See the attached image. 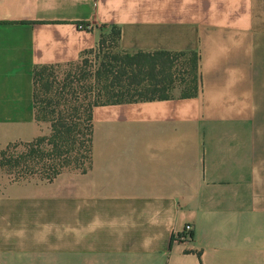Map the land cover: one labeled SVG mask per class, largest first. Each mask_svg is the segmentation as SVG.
I'll use <instances>...</instances> for the list:
<instances>
[{"label": "crops", "instance_id": "1", "mask_svg": "<svg viewBox=\"0 0 264 264\" xmlns=\"http://www.w3.org/2000/svg\"><path fill=\"white\" fill-rule=\"evenodd\" d=\"M103 27L196 53L198 93L94 108L86 174L0 170V264H264V0H0V152L41 134L33 71Z\"/></svg>", "mask_w": 264, "mask_h": 264}, {"label": "trees", "instance_id": "2", "mask_svg": "<svg viewBox=\"0 0 264 264\" xmlns=\"http://www.w3.org/2000/svg\"><path fill=\"white\" fill-rule=\"evenodd\" d=\"M103 28L112 31L114 51L99 57L98 65L88 72L58 77L64 66L33 71L34 120L47 124L48 134L29 143L10 144L0 152V169L14 181L51 182L63 172L86 174L91 168L92 111L96 107L169 100L175 90L184 99L197 95L196 53L121 52L119 29ZM105 38L102 34L97 47L82 57L103 53ZM188 57L184 77L175 62Z\"/></svg>", "mask_w": 264, "mask_h": 264}, {"label": "rangeland", "instance_id": "3", "mask_svg": "<svg viewBox=\"0 0 264 264\" xmlns=\"http://www.w3.org/2000/svg\"><path fill=\"white\" fill-rule=\"evenodd\" d=\"M104 36L106 37V44L104 45L103 53L101 52L98 56L97 52H93L86 56L80 58L77 62H75L71 66H64L59 69L60 73L58 77H63L65 74H78L80 71L88 72L90 69L96 67L99 63V57L106 55L109 52L114 51L113 48V35L110 29H105L103 32ZM188 60L187 59H180L179 61L175 62L176 66L178 67L180 75H184L186 77L188 73ZM63 75V76H62ZM61 79V78H60ZM180 90H175L172 92L171 97H180ZM40 135H47L48 134V125L47 124H40ZM1 170V169H0ZM2 171V170H1Z\"/></svg>", "mask_w": 264, "mask_h": 264}, {"label": "built area", "instance_id": "4", "mask_svg": "<svg viewBox=\"0 0 264 264\" xmlns=\"http://www.w3.org/2000/svg\"><path fill=\"white\" fill-rule=\"evenodd\" d=\"M80 29H87V27L81 26ZM176 240L178 241H183V242H188L191 241L192 239V227L191 226H186L182 233L176 235Z\"/></svg>", "mask_w": 264, "mask_h": 264}]
</instances>
